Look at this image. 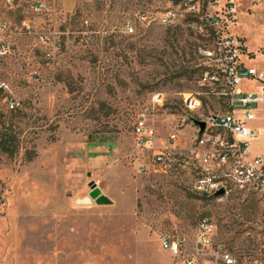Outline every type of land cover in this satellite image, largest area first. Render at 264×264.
I'll return each mask as SVG.
<instances>
[{
    "label": "rangeland",
    "instance_id": "rangeland-1",
    "mask_svg": "<svg viewBox=\"0 0 264 264\" xmlns=\"http://www.w3.org/2000/svg\"><path fill=\"white\" fill-rule=\"evenodd\" d=\"M36 1H0V23L14 31L0 35L10 46L0 57V82L26 104L17 112L0 105L19 141L14 156L0 151V264H182L160 239L181 236L191 247L204 215L216 223L217 241L241 257L253 246L248 232L262 219V203L196 194L195 163L177 175L142 173L151 159L134 148V124L147 109L156 112L160 136L180 123L182 141L191 140L195 127L183 123L182 96L196 90L202 71L187 22L136 21L134 35L123 32V23L189 0H47V14L33 11ZM250 8L236 33L256 48L264 0ZM157 93L165 105L155 109ZM211 110L206 99L192 115ZM252 150L264 155V140ZM93 183L106 203L91 198Z\"/></svg>",
    "mask_w": 264,
    "mask_h": 264
},
{
    "label": "built area",
    "instance_id": "built-area-1",
    "mask_svg": "<svg viewBox=\"0 0 264 264\" xmlns=\"http://www.w3.org/2000/svg\"><path fill=\"white\" fill-rule=\"evenodd\" d=\"M14 6L16 0H0ZM263 0H189L177 8L153 14L142 11L123 23L126 35L136 34L135 22L148 27L156 23L174 27L188 23L199 37L197 56L202 75L194 91L184 93L182 105L187 112L183 123H191L195 133L188 142L180 123L168 136L159 135L156 112L143 110L136 118L133 135L135 151L141 158L151 160L140 166V172L177 175L195 163L193 191L203 197L222 199L231 195L252 197L262 203V219L253 225V246L241 257L217 241V225L213 218H200L191 247L181 236L164 235L161 248L182 264H264V156L253 152V146L264 139V17L262 34L256 48H250L244 37L236 33L240 14L248 15L250 5ZM37 14L51 11L47 0L33 4ZM89 23V21H86ZM22 26L31 31L28 21ZM14 34L7 22L0 23L1 34ZM44 44L50 42L39 34ZM10 53V46L0 42V57ZM206 99L212 101L214 110L194 117L203 109ZM0 105L12 112L22 111L26 104L6 82H0ZM165 105V96H153L154 108ZM204 121L202 131L192 119ZM181 129V131H180ZM224 190L222 196L216 193Z\"/></svg>",
    "mask_w": 264,
    "mask_h": 264
},
{
    "label": "trees",
    "instance_id": "trees-1",
    "mask_svg": "<svg viewBox=\"0 0 264 264\" xmlns=\"http://www.w3.org/2000/svg\"><path fill=\"white\" fill-rule=\"evenodd\" d=\"M197 38L199 41L198 36ZM201 71H202V68H201ZM185 73L187 72L185 71ZM185 73L183 72L184 75ZM201 75H202V72H201ZM197 81H196V86H197ZM3 120H4V116L0 115V151L7 156H14L18 152V148H19V141H18L17 133L14 131L11 125H7ZM29 161H32V160H29Z\"/></svg>",
    "mask_w": 264,
    "mask_h": 264
},
{
    "label": "water",
    "instance_id": "water-1",
    "mask_svg": "<svg viewBox=\"0 0 264 264\" xmlns=\"http://www.w3.org/2000/svg\"><path fill=\"white\" fill-rule=\"evenodd\" d=\"M193 123L200 127V129L203 131L206 127V123L204 121H200L197 119H192ZM91 193L90 196L92 199L100 202V203H106L107 199L102 196V191L97 187V185L95 183L91 184ZM224 194V190H220L216 193V196H222Z\"/></svg>",
    "mask_w": 264,
    "mask_h": 264
},
{
    "label": "crops",
    "instance_id": "crops-1",
    "mask_svg": "<svg viewBox=\"0 0 264 264\" xmlns=\"http://www.w3.org/2000/svg\"><path fill=\"white\" fill-rule=\"evenodd\" d=\"M263 140H264V139H262V140H260V141H258V142H261V141H263ZM258 142H257V143H258ZM257 143H255L254 146H255ZM254 146H253V147H254ZM254 153H255V152H254ZM263 156H264V155H263Z\"/></svg>",
    "mask_w": 264,
    "mask_h": 264
}]
</instances>
